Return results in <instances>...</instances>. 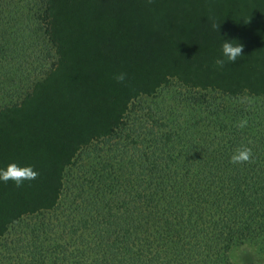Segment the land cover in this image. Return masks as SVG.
I'll use <instances>...</instances> for the list:
<instances>
[{"label":"trees","instance_id":"trees-1","mask_svg":"<svg viewBox=\"0 0 264 264\" xmlns=\"http://www.w3.org/2000/svg\"><path fill=\"white\" fill-rule=\"evenodd\" d=\"M120 1L117 55L58 45L55 0H0V169L39 172L0 180V264H264V0ZM173 79L195 101L127 115Z\"/></svg>","mask_w":264,"mask_h":264},{"label":"rangeland","instance_id":"rangeland-1","mask_svg":"<svg viewBox=\"0 0 264 264\" xmlns=\"http://www.w3.org/2000/svg\"><path fill=\"white\" fill-rule=\"evenodd\" d=\"M129 3L121 2L120 0H55L53 2L54 14L52 15V22L56 43L58 45L61 44L62 48L68 51L75 44L78 46L83 41H91L98 46V49L100 47L106 52L110 51L118 55L117 52L120 51V45L115 46L119 38L114 37V23L122 22L121 10ZM98 25L102 27L104 34L106 31L108 35V38L101 40L102 42L94 33V29L98 28ZM122 37L130 38L129 42H131V37L128 34H122L120 38ZM59 48L61 50V47ZM123 58L128 63L129 58ZM64 79L65 77L61 74L57 83L53 84L45 93L52 101L55 100L58 92L57 84L64 82ZM188 89L181 87L175 79L168 83H162L152 92L129 99L125 112L130 116H144L149 120L152 119V121L157 120V123L162 125L164 97L171 96L174 103L188 104L192 102L191 100L195 101L194 99H189L194 94H188ZM168 117L170 116L168 115ZM180 119L192 121L184 115L176 119V125L174 126H180ZM106 147L107 145L103 142H95L91 144L88 151L90 154L96 151L105 152L104 149ZM106 150H109V148H106ZM88 151L84 149L86 155ZM121 161L125 162L124 160ZM107 162H110V160L104 161V163Z\"/></svg>","mask_w":264,"mask_h":264},{"label":"clouds","instance_id":"clouds-1","mask_svg":"<svg viewBox=\"0 0 264 264\" xmlns=\"http://www.w3.org/2000/svg\"><path fill=\"white\" fill-rule=\"evenodd\" d=\"M149 2H151V0H149ZM213 27H216V25H213ZM222 50L224 56H226L229 61L235 62L237 57L242 54L243 45L240 43L233 45L231 42H224ZM217 63L222 66L224 62L220 60L217 61ZM114 79L119 83H124L126 74L124 72L115 74ZM246 125L247 119L245 118L239 121L235 126L239 129H243ZM230 162L234 164L254 162L252 149L248 146H241L231 155ZM38 175L39 172L34 170L31 165L22 166L16 162H10L5 168L0 169V180L4 182H8L9 180L14 181L18 188L23 185L24 181L35 180Z\"/></svg>","mask_w":264,"mask_h":264}]
</instances>
